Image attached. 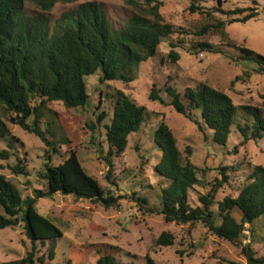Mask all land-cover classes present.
<instances>
[{
    "label": "trees",
    "instance_id": "16d2710c",
    "mask_svg": "<svg viewBox=\"0 0 264 264\" xmlns=\"http://www.w3.org/2000/svg\"><path fill=\"white\" fill-rule=\"evenodd\" d=\"M73 1L0 0V140L11 135L4 121L7 119L34 134L47 147L39 172L46 190L38 191L36 197L23 199L16 185L0 174V208L3 211L0 213V229L16 226L21 221L30 242V250L24 257L1 264H43L46 258L54 259L56 242L63 232L50 218L38 212L37 198L61 193L75 199H88L105 209L119 207V200L125 198V195H115L102 187L87 173L73 151L61 163L53 164L52 155L59 154L57 148L62 142L52 122L46 119L50 113L48 103L61 102L66 109L87 107L90 105L87 76L97 73L99 83L108 88L111 84L129 86L136 78L137 67L156 56L163 40H168V56L174 61L179 59L175 51L178 46L187 45L193 54L216 53L218 50L214 45L203 39L205 35L217 33L227 38V24L245 23L257 16L256 9L225 11L223 1L217 0L216 12L229 16L244 14L227 23L190 3L189 12L205 14L208 20L205 25L193 29L164 21L160 12L161 1L125 0L134 9V14L124 26L115 27L100 3L85 1L52 22L48 13L54 5ZM250 1L257 4V0ZM26 3L35 6L37 12L28 14L24 10ZM228 47L238 50L235 57L238 61L251 62L254 73L264 71V56L234 43H228ZM165 92L177 113L192 120L202 132L203 129L211 131V140L215 144L225 146L232 132H238L241 144L264 137L263 108L236 105L228 94L203 83L186 88L182 97L170 86ZM100 93L107 96L103 90ZM112 98L109 123H105L107 114L102 112L96 116V124L102 125L108 147L106 180L116 187L115 181L111 180V158L125 152L129 136L140 130L148 110L120 87L115 89ZM148 98L161 101L155 89H151ZM90 128L94 130L95 125L91 124ZM153 141L161 152L154 170L167 184L160 187L157 206L148 205L144 197L131 196L140 209L161 214L165 223H201L212 235L239 248L246 264H264V255L257 256L251 246L256 236L264 239V165L251 167L235 196L226 195L217 200L219 189L227 182L225 169H222L220 175L223 179L200 194L198 204L193 205L189 192L200 182L198 168L189 155H182L165 122L156 127ZM9 157V151H0L1 159ZM9 169L15 175H30L25 157H17L16 164ZM234 211L239 213V219L233 215ZM244 238L249 242L244 243ZM173 244L174 235L166 231L155 240L158 247ZM41 247L47 248V254L38 256L37 250ZM75 255L73 250L66 264H83L81 257ZM96 264H117V260L112 255H104ZM144 264L157 263L147 255ZM226 264L237 263L228 261Z\"/></svg>",
    "mask_w": 264,
    "mask_h": 264
},
{
    "label": "rangeland",
    "instance_id": "374dc122",
    "mask_svg": "<svg viewBox=\"0 0 264 264\" xmlns=\"http://www.w3.org/2000/svg\"><path fill=\"white\" fill-rule=\"evenodd\" d=\"M85 1L100 3L108 19L115 27L124 26L134 14L125 0H74L71 3H57L48 13L54 22L63 12L75 8ZM161 1V15L164 21L181 27L197 29L208 20L205 14L191 13L190 3L204 12L213 13L216 19L230 21L242 15H224L216 12L217 0H158ZM225 11L236 8L256 9L257 16L245 23L227 24V38L217 33H209L203 38L214 45L216 53L199 52L193 54L188 46H178L175 51L179 59L174 61L169 55L168 40H163L156 56L137 67L136 78L129 86L111 84L108 88L101 85L98 75L86 77L90 105L84 108L66 109L61 102H50L47 120L52 122L56 132L61 135L62 144L59 154L52 155L53 164L61 163L71 151L75 152L88 174L96 178L105 189L125 198L119 200V207L105 209L88 199H75L72 196L56 193L52 197L37 198L39 213L50 218L63 232L56 242L55 257L45 259L43 264H66L72 256L81 257L83 264H96L99 257L112 255L117 264H144L147 255L157 264H226L232 261L246 264L239 248L212 235L201 223L177 225L165 223L161 214L148 213L140 209L131 196H141L148 205H159L160 187L167 181L159 176L154 166L161 152L153 141V135L160 122H165L175 136L182 155H189L198 168L200 182L189 192L190 203L198 204L197 198L206 193L217 181L223 179L222 169L227 182L219 189L216 199L226 195L235 196L245 181L253 165H264V137L254 142L241 144V136L231 133L225 146L213 143L211 131L203 132L189 118L177 113L165 92L170 86L181 97L186 88L200 83L218 89L230 96L236 105L249 104L264 109V71L254 73L251 62L238 61L237 49L228 43L248 47L264 56V0L253 4L250 0H221ZM28 14L37 8L26 3ZM121 88L138 104L144 105L148 116L140 130L131 134L125 152L112 157L111 180H106L108 164L105 160L108 147L102 125L96 124V116L105 112L109 123L113 110L111 95ZM155 89L161 101H151L148 95ZM103 90L105 94H101ZM196 114V113H195ZM197 119L199 117L196 114ZM11 135L0 140V151L10 153L8 159L0 158V174L5 175L19 189L23 199L36 197L38 191L46 190V183L40 177L46 145L34 134L28 133L17 125L4 119ZM94 124L95 129L90 128ZM41 127L44 124L41 123ZM26 159L30 175H15L9 169L16 164V158ZM135 193V194H134ZM0 213H3L0 208ZM239 219V213L233 212ZM260 225V223H258ZM258 230V226H256ZM174 235L171 246H156L155 240L162 232ZM244 243L249 240L244 238ZM257 256L264 255V239L256 236L251 241ZM30 250V242L24 234L23 223L0 229V264L4 261L20 259ZM47 254V248H39L37 255ZM75 257H72L75 258ZM41 264V263H37Z\"/></svg>",
    "mask_w": 264,
    "mask_h": 264
}]
</instances>
